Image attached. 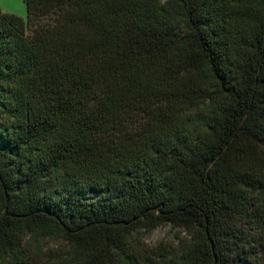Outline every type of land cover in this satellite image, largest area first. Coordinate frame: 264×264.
<instances>
[{
    "label": "trees",
    "instance_id": "16d2710c",
    "mask_svg": "<svg viewBox=\"0 0 264 264\" xmlns=\"http://www.w3.org/2000/svg\"><path fill=\"white\" fill-rule=\"evenodd\" d=\"M25 5L0 10V264H264V0Z\"/></svg>",
    "mask_w": 264,
    "mask_h": 264
},
{
    "label": "rangeland",
    "instance_id": "374dc122",
    "mask_svg": "<svg viewBox=\"0 0 264 264\" xmlns=\"http://www.w3.org/2000/svg\"><path fill=\"white\" fill-rule=\"evenodd\" d=\"M0 10L2 12L17 15L24 20L27 18L25 0H0ZM28 33L32 32V25L28 24ZM96 194L91 193L89 197H95ZM184 233L180 228H172L170 225H165L157 228L153 232L147 234L144 238L146 246L152 247L158 244L172 243L176 244L177 237H183ZM43 246L45 249L56 250L62 246V241L58 239L44 240Z\"/></svg>",
    "mask_w": 264,
    "mask_h": 264
}]
</instances>
